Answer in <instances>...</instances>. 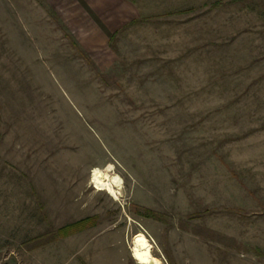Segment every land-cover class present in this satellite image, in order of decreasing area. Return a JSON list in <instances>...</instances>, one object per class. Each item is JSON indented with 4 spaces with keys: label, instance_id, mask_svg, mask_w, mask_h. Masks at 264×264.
Listing matches in <instances>:
<instances>
[{
    "label": "rangeland",
    "instance_id": "obj_1",
    "mask_svg": "<svg viewBox=\"0 0 264 264\" xmlns=\"http://www.w3.org/2000/svg\"><path fill=\"white\" fill-rule=\"evenodd\" d=\"M230 1L0 4V264H264V0Z\"/></svg>",
    "mask_w": 264,
    "mask_h": 264
},
{
    "label": "crops",
    "instance_id": "obj_2",
    "mask_svg": "<svg viewBox=\"0 0 264 264\" xmlns=\"http://www.w3.org/2000/svg\"><path fill=\"white\" fill-rule=\"evenodd\" d=\"M14 1L22 6L23 4L27 5L28 3L39 7H43L44 5L54 6L57 12L62 14L68 13L84 21L85 20L90 21L92 15H95L96 13L100 15L101 20L111 21V22L113 21L115 23L125 22L128 21L130 18L128 12L124 11L125 5L122 2V0H0V4L1 3L3 4L5 2L10 3ZM203 4L209 5L211 4V2L210 3L205 2ZM231 4H234V2H231ZM223 5L224 3L221 6L223 7ZM6 20H8V18H6L5 15H3L2 13H0V21H6ZM221 26L224 28L223 24ZM240 36L241 35H239V37L235 35L234 41L239 42L245 39V36L242 38H240ZM226 38L232 39L229 37ZM23 47L24 46L19 45L16 48H18V50L22 52L24 50ZM3 57H4V49L0 48V62H4L2 60ZM14 81H15L16 91L18 92L19 84L17 82L19 81L18 80H14ZM9 93H10V72L8 70L5 71L0 65V118L5 116L4 115L5 110L10 111V98L8 97L10 95ZM5 94H7L6 96L8 97L7 102H5V98H4Z\"/></svg>",
    "mask_w": 264,
    "mask_h": 264
},
{
    "label": "trees",
    "instance_id": "obj_3",
    "mask_svg": "<svg viewBox=\"0 0 264 264\" xmlns=\"http://www.w3.org/2000/svg\"><path fill=\"white\" fill-rule=\"evenodd\" d=\"M238 1H241V0H232L231 2H238ZM222 4H223L222 2H217L215 4H212L210 6V9L217 8V7L221 6ZM134 207H136V206H134ZM143 211L146 214V216L152 217L154 219H160L162 217V215H160L156 212H153L149 209L144 208ZM97 224H98V222H97L96 216L87 217V218H84V219L79 220L77 222L67 224L64 227L59 228L56 231V233L51 232V233H47L44 235L37 236L36 238H34L30 241L28 240V242H26L25 245H29L31 242H35V245L33 248H35V249L41 248L43 246L50 245V244H52V243H54L60 239L75 235L79 232H82V231L88 229V228L95 227ZM194 232L200 233L198 230H194ZM208 237H210V233H209ZM30 249H32V248H30Z\"/></svg>",
    "mask_w": 264,
    "mask_h": 264
},
{
    "label": "bare ground",
    "instance_id": "obj_4",
    "mask_svg": "<svg viewBox=\"0 0 264 264\" xmlns=\"http://www.w3.org/2000/svg\"><path fill=\"white\" fill-rule=\"evenodd\" d=\"M107 177H105L102 173L96 172L95 173V182L97 183L98 186L100 187H107L110 191L113 192V194L117 195L119 194L120 187L116 183L108 182ZM147 264H158V263H152L148 262Z\"/></svg>",
    "mask_w": 264,
    "mask_h": 264
}]
</instances>
